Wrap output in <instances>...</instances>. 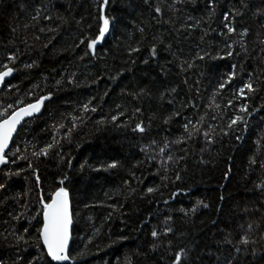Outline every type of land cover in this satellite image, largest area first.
<instances>
[{
  "label": "snow or ice",
  "instance_id": "6c2138e0",
  "mask_svg": "<svg viewBox=\"0 0 264 264\" xmlns=\"http://www.w3.org/2000/svg\"><path fill=\"white\" fill-rule=\"evenodd\" d=\"M117 3L133 8L127 0H91L90 7L95 11H90L87 17L82 15L80 19L72 13L76 0H67V9L63 13L56 11L55 15L56 5L51 0H21L17 8L21 13H30V22L22 26L25 32L35 30L41 34H53L41 45L43 49L53 45L64 25L75 24L79 34L61 51L67 52L71 48L77 52L80 61L91 62L100 59L98 46L118 26L119 20L114 14ZM141 6V16L144 11L148 16L134 24L131 32L125 30L122 33L124 39L116 45L122 54V66L113 74L107 72L105 62L109 80L115 82L125 73H131L133 81L121 88L124 102L117 103L114 112L102 116L96 124L130 131L133 146L143 160H137L130 167L117 157L100 161L98 166L85 160L76 172L82 179H86L85 174L89 171L120 169L127 172L128 178L123 180L127 195L122 192L121 203L106 205L111 209L106 219H111L117 212L128 214L122 209L132 197L152 203L158 195L163 196L162 189L181 182V173L186 169L181 170L179 165L186 162L189 155H195L193 146L199 145L201 140L199 163L203 165L214 160V157L204 159V154L210 153L216 144L223 146L226 141L228 152L244 149L242 154L247 167L242 179L253 184L249 191L254 198L245 201L243 206L236 205L235 214L239 222L228 231L218 228L220 238L214 239L211 247L203 240L202 229L193 217L200 209L221 213L222 207L213 209L210 202L198 199L191 209L181 207L167 211L162 214V219L156 217L158 222L148 230V239L135 250L125 253L117 264H264V128L248 147L252 120L257 114L264 113V97L259 95L264 92V0H140L135 7ZM41 21L56 23L54 27H39ZM213 24H216L215 28ZM160 28L164 30L160 31ZM149 29L153 30L151 35ZM17 33L18 28L13 25L11 46H3L0 58V92L9 94L14 89L20 91L19 85L12 83L13 79L40 67L37 59L29 62L25 57H29L30 50H35L41 36L34 35L32 44H29L26 36L21 39ZM194 37L198 39L185 54L182 42ZM17 39L24 45L23 49L16 46ZM216 39L219 43L214 45L212 41ZM226 59L234 62L229 64L227 72L220 75L207 102L198 103V100H203L200 92L202 81L195 77L203 78L212 70L210 61ZM137 71L139 77L136 76ZM57 75L60 79L55 80V91L48 88L49 77L44 76V86L34 84L24 94L25 99L8 96L6 100L11 102L0 103V213L7 217L0 215L5 225L0 231V245H7L9 249L8 255H0V264H80L93 254L88 244L93 243V238L100 231L95 229L83 248L72 247L73 232L80 217L73 197L74 157L65 156L60 151L63 141L71 143L77 122L83 124L88 113L100 110L99 105L93 104L97 97H90L79 105L78 113L82 114L62 113L61 121L68 116L71 120L53 123L50 141L41 145L21 139L25 127L39 119L48 106L56 102L57 92L65 85L81 86L75 71L64 69ZM103 78L97 73L91 77V84ZM226 89L231 95L221 105L217 101L223 99ZM110 91L106 88L100 100ZM258 98L262 100L259 105L252 103ZM217 120L220 123H211ZM259 124H264V115L260 116ZM173 125L177 127L175 135L169 131ZM62 129L64 134L61 136ZM154 129L157 130L155 134ZM161 131L166 134L160 136ZM50 159H57V172L49 182L42 176L41 164ZM232 160L234 156L229 155L226 163ZM157 163L159 166L153 175L158 176L161 183L141 189L145 178L143 175L137 177V169L142 164L155 166ZM231 172L229 165L222 178L230 179ZM133 180L137 182L136 187L132 186ZM182 191L183 188L178 187L170 192L169 198L163 200L164 205L170 208V200L176 199ZM218 200L222 202L225 197L220 195ZM94 206L83 205L85 209ZM151 218L150 214L139 222L136 230L143 231ZM178 222L181 227L177 226ZM199 223L203 225L205 221L200 220ZM210 223L217 225L218 220L212 219ZM108 236L107 248L122 245L129 239L123 231L115 235L109 233Z\"/></svg>",
  "mask_w": 264,
  "mask_h": 264
},
{
  "label": "trees",
  "instance_id": "16d2710c",
  "mask_svg": "<svg viewBox=\"0 0 264 264\" xmlns=\"http://www.w3.org/2000/svg\"><path fill=\"white\" fill-rule=\"evenodd\" d=\"M47 2V0H45ZM128 3L133 4V8H127L122 6L121 3L115 5L114 14L118 17L119 23L117 28L111 33L106 41L98 46V54L100 59H93L91 62L80 61L77 58V52H74L71 48L67 52H62L61 49L68 47L72 44L73 39L77 36L78 30L75 24L64 25L60 30L53 45H50L48 49H43L41 45L47 41L52 33H39L35 30L24 31L23 25L30 22L28 17L30 13H21L18 11L17 5L21 3V0H0V58L3 55V46L9 44L11 46V27L17 26V35L22 39L27 37L29 44H32V37L34 35H40L41 40L36 42L35 50H30L29 57H25L30 62V59H37L40 63V67L33 69L30 74H19L12 80L13 84L19 85V92L14 89L11 94L0 92V103L11 102L6 100V97L11 96V99H15L19 96L25 99V93L32 88L36 83H41L43 87V77L48 76L47 85L48 88H52L55 91V80L60 79L57 73H62L64 69L69 72H77V80L81 84L80 87H73L65 85L62 90L57 92L56 102L48 106V110L44 111L39 119L33 120L29 125L25 127V130L21 133V139L27 141L39 142L43 144L46 141L51 140L52 129L51 125L56 121H61V114L72 113L73 115L82 114L78 113L79 105L86 102L90 97H97L93 101L94 105H99L100 110L96 113H88L83 124L77 122L76 127L72 133L71 143L63 141V147L60 151L65 156L74 157L73 159V176L74 187L73 197L77 202L76 206L80 211V217L75 225L73 232V248H83L88 238L92 236L95 229H99V234L93 238V243L88 244V249L93 253L87 256L80 264H117V261H122L125 253L135 250L138 245L144 243L148 239V230L155 225L158 221L156 217L162 219V214L167 211H173L177 208L191 209L198 199H204L206 202L212 204L214 209L217 206L222 207L221 213H215L212 209H200L196 217L198 227L202 229L201 236L209 246H213V240L219 239L217 229H223L225 231L230 230L235 226L236 222H239V217L236 215V205L239 203L243 206L245 201L253 199V194L249 191L253 188V184L246 183L242 177L244 176V170L247 167V160L241 151L228 152L229 145L225 141L223 146L216 144L210 153L204 154V159L214 157L213 163L203 165L199 163L200 152L199 148L203 146L201 140L199 145H194L195 155H189L186 162H181L179 167L182 171L183 180L176 185H169L167 188L162 189L163 196H157V199L149 203L145 199L138 197H132L122 209L127 215H121L119 212L115 213L111 219H106L108 213L111 211L106 205L119 204L123 201V196L127 195L126 186L123 185V180L127 179V172L125 170H112L110 172H87L86 179H82L76 172L79 164L87 160L90 164L98 166L100 161L108 160L111 157H117L121 159L126 167H130L137 160H143V156L139 153L138 149L133 146L132 134L130 131L121 129H115L111 126H98L96 121L101 119L102 116L107 115L110 111L115 110L117 103H123L124 100L121 97V88L130 85L133 81L131 73H125L119 80L113 82L108 79L107 72L114 74V70L122 66V54L117 50L116 45L124 39L122 34L125 30L131 32L133 25L138 23L141 19L148 16L147 11H144L141 16L143 6L136 8L135 5L139 4L140 0H127ZM51 3L56 5V9L53 11L55 15L56 11L64 12L67 9V0H51ZM91 0H76V4L73 5L72 13L76 16V19H80L83 15L88 16V13L95 10L90 7ZM55 21H41L39 27H54ZM166 27V26H165ZM216 27V24H213ZM163 31L164 28H160ZM152 29H149V35L152 33ZM198 37H194L192 40H185L182 42V47L185 49V54L189 53L194 41ZM16 46L21 49L24 48L23 44H20L19 39L15 41ZM215 45L219 43V40H213ZM110 50V51H109ZM59 53V54H57ZM143 54V53H142ZM113 57H116L113 59ZM106 58V60H105ZM105 62L107 63V72L105 70ZM234 61L218 60L210 61L213 65L211 71H209L205 77H195L201 79L200 92L203 100H198V103H206L209 95L215 87L220 75L228 71V66ZM254 66V65H253ZM140 68L143 65H139ZM52 69L56 71L53 72ZM251 70V69H249ZM100 73L104 76L96 84H91V77ZM140 73L137 71L136 76L139 77ZM155 75V71L153 72ZM238 83L237 82H234ZM91 84V86H87ZM106 88L111 89L109 95L100 97L103 95ZM47 90V89H45ZM39 93V89H36ZM231 93L226 89L223 94V99H218V103L224 105ZM264 97V92L259 94ZM183 93L181 94V98ZM262 102L261 99L252 101L256 105ZM75 110V111H74ZM231 110H229L230 114ZM264 113L257 114L252 120V126L248 133V147H251L252 141L256 138V135L261 128H264V124H259L260 116ZM227 119V117H225ZM71 120V116L62 120L63 123H68ZM211 123H220L219 120L211 121ZM157 130L154 129L153 134ZM173 135L177 133L176 125H173L169 130ZM62 129L59 135H63ZM166 133L161 131L160 136ZM159 139V137H157ZM219 153V155H217ZM183 154V153H177ZM229 155L234 156V160L226 163ZM231 165L232 172L230 179L225 180L222 178L224 170ZM158 163L155 166L142 164L137 169V177L143 175L144 183L140 185L143 189L145 186H151L153 184L159 185L161 183L160 178L153 173L156 172ZM42 176L48 178L50 182L51 177L57 172V159L47 160L41 164ZM132 186L136 187L137 182L131 181ZM167 183V182H165ZM47 187V183L45 184ZM183 188V191L176 199L170 200L171 207L164 205L163 200L169 198V193L175 191L177 188ZM107 194V195H106ZM223 195L224 201H219L218 197ZM85 203L95 205L85 209L83 205ZM105 205V206H100ZM151 214L150 223L145 226L143 231L136 230L139 222L148 218ZM177 216L179 213H175ZM6 219V214L0 213ZM91 217V219H89ZM217 219V225H212L210 221ZM203 220L205 223L200 225L199 221ZM178 227L181 225L177 224ZM227 226V227H226ZM5 225L3 220H0V231L3 230ZM121 231L129 236V239L122 245H115L111 248H107L109 243V233L113 235L119 234ZM99 246V247H97ZM9 249L7 245H0V255H8Z\"/></svg>",
  "mask_w": 264,
  "mask_h": 264
}]
</instances>
